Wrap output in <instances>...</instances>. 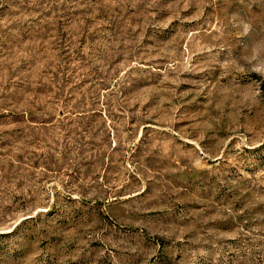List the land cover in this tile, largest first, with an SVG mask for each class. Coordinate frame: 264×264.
<instances>
[{
  "label": "rangeland",
  "instance_id": "374dc122",
  "mask_svg": "<svg viewBox=\"0 0 264 264\" xmlns=\"http://www.w3.org/2000/svg\"><path fill=\"white\" fill-rule=\"evenodd\" d=\"M0 264H264V0H0Z\"/></svg>",
  "mask_w": 264,
  "mask_h": 264
}]
</instances>
